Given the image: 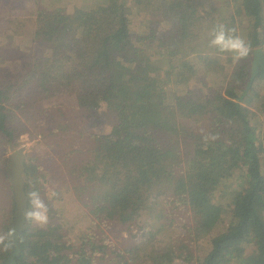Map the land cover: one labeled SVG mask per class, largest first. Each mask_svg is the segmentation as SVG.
<instances>
[{
	"label": "trees",
	"instance_id": "trees-1",
	"mask_svg": "<svg viewBox=\"0 0 264 264\" xmlns=\"http://www.w3.org/2000/svg\"><path fill=\"white\" fill-rule=\"evenodd\" d=\"M28 1L40 3L2 0L5 5L0 9L9 15L14 7L26 9ZM235 1L241 8L238 13L246 17L241 23L243 36L252 49L264 46V0ZM126 3L97 1L72 12L65 6L40 5L32 13L34 19L22 18L34 24L32 34L19 31V26L11 29L15 19L8 16V27L0 25V64L10 54L21 58L23 68L16 80L10 78L0 86V131L7 140L15 138L6 111L14 94L37 92L40 99H46L72 92L77 107L91 117H99L100 109H105L112 118L108 133L93 135L94 148L80 151L84 158L72 159L79 152L73 150L71 161L63 159V165L80 203L123 246L128 259L122 263L136 264L139 254L134 251L138 250L148 264H264V146L258 142L264 133L253 122L256 114L242 103L253 55L234 68L236 84L224 94L212 98L195 87L169 99L152 83L154 55L147 39L154 37L158 24L167 26L165 38L159 40L165 48L160 55L168 76L183 78L188 74L184 71L195 69L187 60L176 62L179 53L195 54L191 41L206 36L215 23L207 20L196 0H155L150 35H134ZM214 10L209 7V14ZM20 36L32 46L26 50L19 46ZM214 54L198 55L197 71L210 74ZM256 78H264L263 69ZM243 84L238 93L236 86ZM12 87L16 89L10 94ZM251 88L262 95L264 104V94L254 85ZM205 135L216 139L206 142ZM25 189L29 192L26 182ZM150 197L167 209L156 230L141 223L146 211L158 219L164 216L150 206ZM226 209L231 210L232 220L223 231L219 228L203 259L195 257L194 249L186 247L178 235L169 236L170 245L151 254L158 231L173 226L181 214L189 217L183 228L198 235L214 230ZM192 220L193 227L189 226ZM29 227L31 222L26 221L17 264H71L65 234L39 241L35 239L40 231ZM55 230L51 229L52 235ZM127 238L133 241L129 245L124 243ZM81 252L76 253V262L86 264L89 257Z\"/></svg>",
	"mask_w": 264,
	"mask_h": 264
},
{
	"label": "rangeland",
	"instance_id": "rangeland-1",
	"mask_svg": "<svg viewBox=\"0 0 264 264\" xmlns=\"http://www.w3.org/2000/svg\"><path fill=\"white\" fill-rule=\"evenodd\" d=\"M39 1V4H34L31 1L26 2L24 6L28 5V7L24 10L14 7L15 3H12L14 8L9 9V15L4 13L6 11L2 12L0 9V25L3 24V27L4 25L8 27L5 21H7L8 16H11V18L15 19V25H12L11 29L14 28V30H17V26H19V31L32 34L34 24L32 22H30L31 24L24 23L22 18L34 19L35 15L32 13L40 5L46 8L65 6L68 12H72L77 7L88 8L97 1L104 0ZM126 2V5L132 10L128 11L131 17V31L134 35L140 34L149 36L151 32L150 21L153 20V16L150 12L152 5L154 7L155 0H142V2H138L137 0H126ZM196 2H200L199 10L204 12V16H206L209 22H214L215 24L223 22L230 27H236L239 34L243 36L244 32L241 28V23L246 20V17L238 13V10L241 8H238L239 6H237L235 0H196ZM4 5L2 0H0V8H3ZM209 7H214L215 10L213 13L211 12L209 14ZM206 14L209 15L207 16ZM233 16L234 19L232 20ZM166 28L167 26L163 23L158 24L154 37L152 39H147L149 49L154 55L152 67L155 78L152 79V83L157 90L164 91L167 98L170 99L173 98L177 92L185 93L192 88L198 87L213 98L218 94H224L227 87L236 84L234 68L240 65L245 59L239 62H233L231 55L220 54L215 48L209 47L207 35L203 36L201 39L191 41L194 46L193 51H196L194 52L195 54L190 56L189 54H185L187 52L186 50H183L179 53V60H176V62L187 60L194 66L195 72L193 70H186L184 72L188 74L183 78L174 74L168 76V71L165 69L167 64L160 55V53L165 50L163 46H160V39L165 38L164 33ZM0 30H2L1 27ZM204 38L205 40H203ZM17 41L21 43L19 46L25 47V50L32 46L26 37L20 36ZM140 44L141 41H137V45ZM257 48H262L264 50V46L256 47L252 49L253 52L250 53L248 58L254 55V51ZM32 49H36L35 52H37L36 47ZM206 52H213L216 56V61H214L213 64L214 70L210 74L197 71L201 65V58L198 55ZM8 58L7 61H5L6 58L1 61L2 65L0 64V86L10 78L16 80L15 76H17L23 68V61L21 58L10 54H8ZM248 81L249 79L247 83ZM252 85H254L255 90L259 94H264V78L255 77ZM243 86L244 84L236 86L238 93H240ZM15 89V87H12L9 88L8 91L11 94ZM249 89L250 88H247L248 92L244 96L242 103L256 114L253 122H256L260 132L264 133V104L262 103V95H256L252 88ZM19 95H21V93H19ZM22 98H24V101H20ZM10 102L7 103L6 111L8 114V124L10 128L14 130L15 138L13 140H7V137L0 131V231H7L8 227L11 226L16 211L13 189L10 185V178L7 173L9 155L13 150L24 146L26 154L24 178L26 184H28V190L31 191L33 188L38 189L41 195L45 197L49 207L50 220H59L65 232L80 237L79 229L87 226L86 224H90L89 220L93 219V216L76 197L72 189V182H70L71 179L66 173L67 168L63 165V159L70 162L71 158L69 152L73 150L79 152L75 153L72 159L75 158L78 161L84 158V155L81 154L82 152L80 151L94 148L95 143L93 142V135L104 134L110 131L111 116L106 113L105 109H100L102 114H100L99 117H91L84 110L77 107L72 92L64 95L51 96L46 99H40L37 92L25 93L21 97L14 94ZM67 126L69 127L66 130ZM263 138L264 137H259L258 142L264 146ZM262 161L264 163V154L262 155ZM52 191H55L57 194L51 199H48V195ZM149 201L150 206H154V209L164 216L158 219L155 216L152 217V212L149 213V211H146V216L141 219V223L148 228H152V230H156L162 226L160 223L162 222V218L167 214V209L154 197H150ZM223 201L227 202L228 199H223ZM155 220L157 222H155ZM188 220V215L183 213L175 220L173 226L169 225L166 228L163 227L161 232L158 231L157 236L154 238L153 248L150 249L149 247L151 254L156 252L158 248H167L170 245V237L172 238L178 235L182 238L186 247H192L194 249L195 257L199 256V259H203L212 248L213 238L217 236L220 231H223L221 230L223 226L228 225L232 220V212L230 209H226L223 213V221L220 222L214 230L199 233L198 235H195V233L192 232L193 230L189 228L188 230L183 228L188 224ZM94 221L96 225L99 224L96 220ZM193 224L192 220V225L189 224V226L193 227ZM98 226L105 229L100 224ZM33 228H35V225L31 223L29 230ZM219 228L220 231H218ZM107 233L115 241L118 240V238L115 237V239L108 231ZM123 236L127 237V232H124ZM33 238L34 237H32V239ZM85 240L87 241L86 238ZM132 242L133 241L129 238L124 241L125 245H129ZM117 245L121 249L123 248L118 242ZM86 247L90 248V245H85L84 248ZM78 249L80 248L70 250V252H79ZM134 252L139 254L135 255V259H137L136 264H148V260H146L144 255H141L138 250ZM4 253L6 252H0V257ZM119 253H122L123 259L120 262L115 261L113 264L122 263L125 257L128 259L123 249L122 252ZM186 263L190 264V262ZM93 264L96 263L93 262ZM128 264L132 263L129 262Z\"/></svg>",
	"mask_w": 264,
	"mask_h": 264
},
{
	"label": "clouds",
	"instance_id": "clouds-1",
	"mask_svg": "<svg viewBox=\"0 0 264 264\" xmlns=\"http://www.w3.org/2000/svg\"><path fill=\"white\" fill-rule=\"evenodd\" d=\"M208 45L215 48L220 54L231 55L233 62L246 59L252 52V44L244 36L239 34L236 27H230L223 22H218L207 32ZM216 139L215 136L205 135L207 142L209 139ZM206 146V145H205ZM57 193L52 191L48 195L51 199ZM27 206L24 210L25 220L38 227H46L49 223V207L45 197L38 189L26 193ZM15 228L7 231H0V252H7L14 248L16 243Z\"/></svg>",
	"mask_w": 264,
	"mask_h": 264
},
{
	"label": "crops",
	"instance_id": "crops-1",
	"mask_svg": "<svg viewBox=\"0 0 264 264\" xmlns=\"http://www.w3.org/2000/svg\"><path fill=\"white\" fill-rule=\"evenodd\" d=\"M89 221L90 224H86L87 226L79 229L80 237H78L73 236L71 233L65 232V229H63V225L59 220L55 221L49 219V223L46 227L41 228L35 226V229L39 230L41 234L35 240L51 241L54 240V238L65 234L67 236L66 239L68 248H71V250L80 248L78 249L79 251H84L81 253L88 255L89 261L86 264H93V262H95L96 264H113L115 261L120 262L123 259V255L122 253H119L121 252V248L117 245V242L107 233L105 229L99 227V224L96 225L93 219ZM57 225L59 226V228L57 227ZM52 228H56V230L54 231V235H52L51 233ZM82 236L85 237L87 241ZM85 245H90V248H84ZM76 253L77 252H70L72 258L70 261L71 264H78L76 262Z\"/></svg>",
	"mask_w": 264,
	"mask_h": 264
},
{
	"label": "water",
	"instance_id": "water-1",
	"mask_svg": "<svg viewBox=\"0 0 264 264\" xmlns=\"http://www.w3.org/2000/svg\"><path fill=\"white\" fill-rule=\"evenodd\" d=\"M264 70V50L257 48L254 51L252 61V73L247 83V88H250L255 77L259 71ZM25 147L21 146L13 150L9 155V162L7 165V173L10 178V185L13 189L14 201L16 211L11 223L10 228H15L16 243L14 248L11 249L9 254L0 261V264H17V258L22 252V234L26 225L24 218V210L27 206L26 189H25Z\"/></svg>",
	"mask_w": 264,
	"mask_h": 264
}]
</instances>
